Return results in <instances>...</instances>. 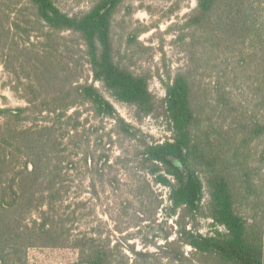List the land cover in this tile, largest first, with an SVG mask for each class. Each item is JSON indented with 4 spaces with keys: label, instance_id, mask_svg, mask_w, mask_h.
Instances as JSON below:
<instances>
[{
    "label": "trees",
    "instance_id": "1",
    "mask_svg": "<svg viewBox=\"0 0 264 264\" xmlns=\"http://www.w3.org/2000/svg\"><path fill=\"white\" fill-rule=\"evenodd\" d=\"M195 1L177 37L188 62L163 83L165 96L157 100L148 76L117 57L112 23L121 0H98L76 16L54 0H0V65L26 103L0 108V264H26L34 247L74 248L73 264H127L91 237L70 239L68 218L57 209L68 202L63 171L70 163L63 144L69 133L58 126L72 118L71 108L90 104L125 137L142 136L93 84L78 83L82 61L136 118L164 117L169 138L143 140L137 152L141 169L169 190L168 217L178 215L176 238H163L160 262L193 264L181 251L188 246L196 264H264V179L258 186L253 178L264 168V0ZM210 73L217 75L214 86L196 88V76ZM101 158L108 165L109 156ZM258 202L261 219L244 218L241 211ZM202 213L223 231L202 235L184 222ZM130 253L132 264L149 261L148 253Z\"/></svg>",
    "mask_w": 264,
    "mask_h": 264
},
{
    "label": "rangeland",
    "instance_id": "2",
    "mask_svg": "<svg viewBox=\"0 0 264 264\" xmlns=\"http://www.w3.org/2000/svg\"><path fill=\"white\" fill-rule=\"evenodd\" d=\"M97 1L54 0V3L62 12L76 16L88 11ZM195 8V0H121L114 16L112 38L117 57L119 53L131 70L148 76L149 90L157 100L165 96L163 83L188 62L185 44L177 37ZM68 34L62 35L68 38ZM81 63L78 83L93 84L118 115L140 130L142 136L139 135L137 140L125 137L119 128L116 129L113 120L97 116L90 104L78 105L68 111L67 115L72 118L58 126L69 133L63 140L65 155L70 161L68 169L63 171V186L69 188L68 202L57 203L60 217L68 218L65 229L69 231L70 239L86 235L98 245L110 248L118 262L123 260L132 264L134 257L130 250L133 248L150 255L149 261L140 260L137 264H166V260H159L160 247L165 244L164 237L170 236L169 241L176 238L178 215L168 217L169 190L153 183L152 177L141 169V158L137 156L143 140L161 143L169 138L164 117L136 118L133 108L110 97L100 83L93 81L90 66L85 61ZM196 77V88L207 90L217 79L215 73ZM16 86L13 76L0 65V108L26 106L20 92L14 90ZM38 124L44 126L46 123ZM75 125L77 132L72 130ZM262 146L263 140L256 143L255 160H258ZM101 155L109 156L108 165L104 158L99 159ZM253 165L259 166V163L253 162ZM253 178L255 184L261 186L264 168ZM260 203L242 207L246 209L241 214L247 219H261ZM40 210L46 211V206ZM32 217L38 218V213L33 211ZM184 222L202 235H212L215 229L223 231L222 227H214L205 213ZM181 251L196 264L190 247L183 246ZM24 260L26 264H73L78 260V252L71 247H34L26 251Z\"/></svg>",
    "mask_w": 264,
    "mask_h": 264
}]
</instances>
